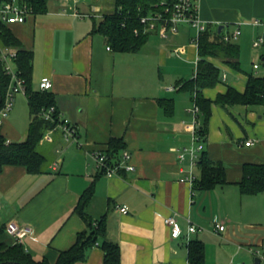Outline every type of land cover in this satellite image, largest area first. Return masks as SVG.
Listing matches in <instances>:
<instances>
[{
  "label": "crops",
  "instance_id": "0c3cea01",
  "mask_svg": "<svg viewBox=\"0 0 264 264\" xmlns=\"http://www.w3.org/2000/svg\"><path fill=\"white\" fill-rule=\"evenodd\" d=\"M198 4L202 20L228 26L231 18L222 11L212 15L206 0ZM114 5V0H47L45 11L10 24L23 46L33 51L37 89L43 76L51 78L48 91L61 118L75 126L77 139L66 141L58 129L51 140L44 135L40 145L47 162L40 173L4 167L0 227L5 230L10 221L31 226L35 237L24 241L25 248L35 259L55 262L78 234L90 231L75 209L93 183L86 214L94 224L105 217L106 238L119 245L121 264H189L188 244L195 239L204 243L205 264L261 263L264 191L243 194L238 182L246 163H264V106L212 104L201 143L212 160L225 165L227 183L211 190L194 188L189 174L198 179L200 166H192L189 155L182 161L178 152L192 145L194 92L183 84L194 77H189V65L199 57L196 30L181 24L167 38L154 30L140 50L115 51L94 30ZM213 24L208 25L212 31ZM216 63L238 73L241 81L226 83L225 72V81L203 90L206 97L215 99L229 86L245 90L249 74ZM198 120L201 126L206 123L201 111ZM27 130L7 119L0 126L8 142L25 140ZM112 138L122 139L124 146L111 155ZM249 139L254 144L246 145ZM94 152L110 154L115 173L100 172ZM122 206H127L126 213ZM173 214L181 228L177 237L165 221ZM190 222L196 231L189 232ZM215 222L225 229L216 232ZM102 243L99 238L74 264H103Z\"/></svg>",
  "mask_w": 264,
  "mask_h": 264
},
{
  "label": "trees",
  "instance_id": "16d2710c",
  "mask_svg": "<svg viewBox=\"0 0 264 264\" xmlns=\"http://www.w3.org/2000/svg\"><path fill=\"white\" fill-rule=\"evenodd\" d=\"M9 0H0L1 6ZM32 5L35 13L46 10L47 0H26ZM175 0H114L112 12L104 14L103 19L94 30L106 37L107 43L115 51L134 52L148 40L150 32H145L142 16L163 11L166 5H172ZM137 29L138 32H135ZM0 45L18 49L15 59L17 70L26 79V96L30 107V123L27 136L23 141L7 142L0 132V173L7 165L24 167L30 173H40L45 170L47 158L39 149L44 135L57 126L59 110L56 107L54 120H47L42 112L55 105L54 96L49 91L32 87L33 80V51L25 48L19 37L11 30L10 24L0 19ZM199 60L196 76L183 84L194 92V99L204 115L205 124L201 126V135L207 134V123L212 115V104L223 106L242 104L247 106H264V75H248L244 91L229 86L224 93H218L215 99L206 97L205 88L215 87L222 82V69L216 63L220 61L235 70H241L239 46L234 42H226L218 30L209 28L200 34ZM10 83V77L5 73L0 60V109L5 100V94ZM124 146L122 139L112 138L110 141L111 155ZM109 154V155H110ZM110 155V157H111ZM198 165L200 177L195 181L194 188L211 190L218 185L227 183L226 168L220 161H214L207 151H202ZM243 194L252 195L264 191V163L250 162L243 166V176L238 182ZM93 183L82 194L76 212L87 222L89 232L78 234L76 242L66 250H61L55 262L47 257L35 259L25 248L24 244L16 243L6 229L0 227V264H74L84 259L86 249L103 238V264H121L120 247L117 243L106 238L105 217L95 222L86 214V206L93 196ZM189 264H205L204 243L195 239L188 244Z\"/></svg>",
  "mask_w": 264,
  "mask_h": 264
},
{
  "label": "built area",
  "instance_id": "2783aa9c",
  "mask_svg": "<svg viewBox=\"0 0 264 264\" xmlns=\"http://www.w3.org/2000/svg\"><path fill=\"white\" fill-rule=\"evenodd\" d=\"M74 3L78 0H68ZM199 0H175L172 5H166L163 11H156L153 14H148L142 16L141 21L145 24V32H151L154 30L159 31V35L162 38H167L170 33H176L181 24L191 25L196 30L194 36V42L197 50L199 49V38L200 34L208 29V25L213 24L214 22H205L200 17V7L198 4ZM34 13L32 5H30L26 0H9L5 2L0 8V19L8 24L16 22H24L27 19V16ZM76 15H80L79 11L75 10ZM242 22L237 23V28L233 31H226V25L221 31L222 39L226 42H233L234 38L239 37L242 34L240 26ZM248 24L256 28L257 32L253 39V46L258 50H263L261 55L260 62L253 63V69L256 71L255 75L264 74L260 73V70L264 68V18L253 19ZM218 27L220 24H214ZM135 32H138L137 29ZM110 48V46L108 47ZM18 49L14 47L1 46L0 45V60L3 63L5 73L10 77V83L5 94V100L2 108L0 109V126L4 122V119L7 118L8 112L13 105V100L15 95L18 93H24L26 95V79L21 75L20 71L17 70L15 59L17 58ZM199 54V53H198ZM199 57L196 62V69L194 77L197 73ZM254 74V73H253ZM222 80H226V74L222 75ZM53 82L49 76H43L40 81V89L48 91L52 88ZM56 110V105H52L49 108L45 109L42 112V115L47 120H54ZM192 113L194 114V120L192 125L189 127L191 132L192 145L185 150H180L178 152L179 158L183 161L187 158V155L190 156L192 166L198 164L199 157L203 151V144L201 143V125H199V114L200 107L194 100V105L191 108ZM58 124L55 128L50 129L45 137L47 139H52L51 133L58 129L62 132V135L66 141L76 140L77 139V130L74 125H72L69 120H63L58 115ZM8 142V140H7ZM254 144V140L249 139L246 141V145ZM125 158L129 159L131 155L129 152H124ZM92 157L96 163V167L100 172L113 174L115 173V166L112 164L110 156L103 152H94ZM54 166H59V162H55ZM128 169H133L132 165L127 166ZM189 180L194 183L197 178L190 172ZM121 211L126 213L128 211L127 206H122ZM166 223L172 228V236L177 237L181 233V228L176 220L175 214L169 215L165 218ZM7 234L15 240L16 243H24L27 238H34L35 232L31 226L21 225L16 221H10L6 224ZM225 225L219 222H215L214 230L216 232L223 231ZM189 232H194L197 230L196 225L192 222L188 226ZM261 263L253 264H264V249L261 252L260 256Z\"/></svg>",
  "mask_w": 264,
  "mask_h": 264
},
{
  "label": "rangeland",
  "instance_id": "374dc122",
  "mask_svg": "<svg viewBox=\"0 0 264 264\" xmlns=\"http://www.w3.org/2000/svg\"><path fill=\"white\" fill-rule=\"evenodd\" d=\"M205 0H199L200 4H203ZM205 5V4H204ZM222 11L221 14H225L231 18L226 27V31H233L236 29L234 22L239 21L243 24L240 26L242 34L233 39V42L239 46L240 49V65L244 74H256L253 69L254 62L261 61V55L263 50H258L253 46V39L256 34V28L248 24L253 19L264 18V0H206V10L210 14H214V10ZM211 29L216 30L217 26L212 25ZM196 69V64L189 65L190 76L192 77ZM227 73L228 80L226 83H232L235 81H241L238 77V73L231 70H222L221 73ZM261 74H264V68L260 70ZM192 75V76H191ZM38 83L33 80L32 87L37 89ZM40 86V85H39ZM30 107L28 104L27 96L24 93H18L15 95L13 105L8 112L7 120L14 127H21L28 129L30 123ZM39 149L45 153L43 145L39 146Z\"/></svg>",
  "mask_w": 264,
  "mask_h": 264
},
{
  "label": "water",
  "instance_id": "95a60500",
  "mask_svg": "<svg viewBox=\"0 0 264 264\" xmlns=\"http://www.w3.org/2000/svg\"><path fill=\"white\" fill-rule=\"evenodd\" d=\"M224 24H220L218 27V32L221 33L222 29L224 28ZM256 262H260V260H256Z\"/></svg>",
  "mask_w": 264,
  "mask_h": 264
}]
</instances>
